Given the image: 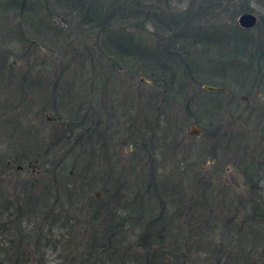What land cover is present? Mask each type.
Here are the masks:
<instances>
[{
  "label": "trees",
  "instance_id": "1",
  "mask_svg": "<svg viewBox=\"0 0 264 264\" xmlns=\"http://www.w3.org/2000/svg\"><path fill=\"white\" fill-rule=\"evenodd\" d=\"M53 263L264 264V0H0V264Z\"/></svg>",
  "mask_w": 264,
  "mask_h": 264
},
{
  "label": "rangeland",
  "instance_id": "2",
  "mask_svg": "<svg viewBox=\"0 0 264 264\" xmlns=\"http://www.w3.org/2000/svg\"><path fill=\"white\" fill-rule=\"evenodd\" d=\"M138 79L141 80L142 83H143L141 85V87H140V89H141V95L143 97H146L147 96V93L149 92L150 89L151 90H154V91L156 89V90H158L160 92V90H161L160 87L154 86L153 83L151 82V79H149V78H147L145 76H141ZM195 93H199L201 97L207 98L206 95L203 96V94H202L203 92L199 91L198 88H195L193 86H190V89H189V92H188V95L187 96L189 98H192L193 100L189 102V104L187 105V108H186V98L181 97L180 95H178V93H175V91H172V96L168 99V101H167V103L165 105L168 106V108L170 110L169 113L171 114V116L173 118L174 124H176L177 127L180 128L178 130H175V133H176L177 137L182 138V140H185L186 137L190 138L192 141L190 140L188 142V145H193V146H194V144L195 145H198V147H199V151L198 152H201L202 150L203 151L205 150L204 148L206 146H208V145H206L207 144L206 143V140L207 139H204V138L199 137L200 136V133H201V127L198 124L194 123L193 121L192 122H187V120H186V116L188 115V110H195V108H196L195 105H194V103L197 101V99H194ZM194 100H195V102H194ZM192 125L198 127L200 129V133H198V134H191V126ZM122 127H118L117 126V128L120 129V130L122 129ZM132 149H133V147H132V145H130L129 150L132 151ZM118 151H119V149H118ZM177 154H178V157H181L182 156L181 150L178 151ZM129 155H128V157H129ZM123 157H127V156H123ZM203 160H204V165L207 168H210L213 165H216V162L210 160L209 158H204ZM167 164H169V162H167ZM15 167H16V172H12L11 173L12 174L11 177H14V178H16L17 175L19 174L18 171H20V172L22 171L23 174H27V173H29L32 170L34 171L35 168L40 167V165L39 164H34V166H31V167H26L24 165H15ZM231 171H234V170H232V168H231ZM237 173L238 172H236L235 174H233V178L236 179ZM238 175H239V173H238ZM96 193H99V195H100V192L99 191H97ZM48 255H49V257L51 259L54 256V254L52 252H50V251L48 252Z\"/></svg>",
  "mask_w": 264,
  "mask_h": 264
},
{
  "label": "water",
  "instance_id": "3",
  "mask_svg": "<svg viewBox=\"0 0 264 264\" xmlns=\"http://www.w3.org/2000/svg\"><path fill=\"white\" fill-rule=\"evenodd\" d=\"M256 21H257V16L251 12H244L238 18V22L240 23V25L246 28L253 27ZM204 88L210 92H222L225 90L224 86H217V85H210V84H205ZM198 133H200V129L192 125L191 134H198ZM97 194L99 195V193Z\"/></svg>",
  "mask_w": 264,
  "mask_h": 264
},
{
  "label": "bare ground",
  "instance_id": "4",
  "mask_svg": "<svg viewBox=\"0 0 264 264\" xmlns=\"http://www.w3.org/2000/svg\"><path fill=\"white\" fill-rule=\"evenodd\" d=\"M241 15V14H240ZM239 15V16H240ZM239 16H238V18H239ZM256 24V23H255ZM255 26V25H254ZM101 90L104 92V90H105V94H106V96L108 97V98H111L112 96H113V93H112V90H111V88L109 87V86H105L104 87V90L101 88ZM207 91V90H206ZM208 92H210V91H208ZM242 99L243 100H245V101H247L248 99H249V97L247 96V95H245V94H243L242 95Z\"/></svg>",
  "mask_w": 264,
  "mask_h": 264
}]
</instances>
